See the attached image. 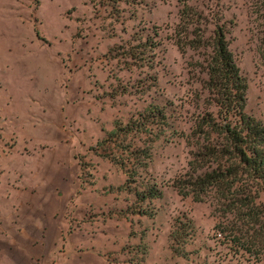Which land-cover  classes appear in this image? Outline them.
<instances>
[{
    "label": "rangeland",
    "instance_id": "rangeland-1",
    "mask_svg": "<svg viewBox=\"0 0 264 264\" xmlns=\"http://www.w3.org/2000/svg\"><path fill=\"white\" fill-rule=\"evenodd\" d=\"M215 24L247 83L245 111L264 125V0H0V149L12 153L0 152V225L16 211L31 228L34 213L60 242L83 240L82 251L110 264H260L226 241L245 231L243 183L225 196L186 185L190 166H209L195 156L202 140L189 136L205 76L202 50L175 42L207 38ZM146 40L151 61L126 60ZM150 107H166V127L101 149L116 124ZM135 147L149 155L140 183L160 191L143 203L119 165ZM13 188L22 190L15 201L2 192ZM26 188L37 201L23 202Z\"/></svg>",
    "mask_w": 264,
    "mask_h": 264
},
{
    "label": "trees",
    "instance_id": "trees-1",
    "mask_svg": "<svg viewBox=\"0 0 264 264\" xmlns=\"http://www.w3.org/2000/svg\"><path fill=\"white\" fill-rule=\"evenodd\" d=\"M227 35L225 27L215 24L207 38L202 35L188 41L185 36L183 46L175 42L179 50L182 47L202 50L201 68L205 76L201 85L202 99L206 105L193 119L189 136L202 140L198 143L195 156L209 166L204 171L202 168L205 167L190 166L192 174L186 185L200 191L220 188L225 196V193L232 191L234 184L243 183L241 201L247 213L241 222L245 231L239 236L231 234L232 239L226 241L234 250L264 264V218L260 212L264 205L255 202L260 197L264 198V125L245 111L247 83L230 51ZM140 45L142 51L138 46H130L125 54L126 60L134 65L140 61L141 65L147 64L154 56L151 55L154 43L149 45L146 40L145 43L141 41ZM196 98L202 101L200 94ZM166 112V107H150L137 117H131L124 126L116 124L107 135L110 140L99 142L101 149L105 150L111 141L116 143L119 137L166 127ZM142 151L135 147L130 151V157L121 160L119 165L124 169L126 183L135 185L133 195L143 203L158 198L160 191L154 184L140 183L143 181L140 180L142 174L148 169L149 159V155ZM142 153L145 156L140 159ZM127 163L130 166L126 167ZM137 180H140L139 184ZM235 200L238 201L237 198ZM138 213L148 215L144 209Z\"/></svg>",
    "mask_w": 264,
    "mask_h": 264
},
{
    "label": "crops",
    "instance_id": "crops-1",
    "mask_svg": "<svg viewBox=\"0 0 264 264\" xmlns=\"http://www.w3.org/2000/svg\"><path fill=\"white\" fill-rule=\"evenodd\" d=\"M0 152L4 157L12 154L11 151L5 152L2 149ZM25 185L26 183H24ZM21 191L19 188H13L2 192H4V197L8 196L12 201H15L18 200L16 194ZM23 192L25 196L23 202L37 201L29 188L24 189ZM18 211L21 212L20 209ZM15 212H11L10 216L6 217L8 221L0 225V264H32V260L37 257L38 253L46 255L48 251L58 246H64V252L50 264H110L98 253V250L90 248L88 251H82L79 244L83 240L73 239V236H69L60 242L59 234L45 226V222H42L41 225L36 223L37 218L34 213L32 227L28 228L22 220L25 213L14 215ZM48 215L52 217V213H48Z\"/></svg>",
    "mask_w": 264,
    "mask_h": 264
}]
</instances>
